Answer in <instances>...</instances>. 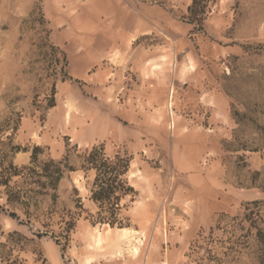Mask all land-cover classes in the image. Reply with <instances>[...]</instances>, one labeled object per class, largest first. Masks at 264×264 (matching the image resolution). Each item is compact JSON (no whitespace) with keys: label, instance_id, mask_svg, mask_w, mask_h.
Here are the masks:
<instances>
[{"label":"rangeland","instance_id":"rangeland-1","mask_svg":"<svg viewBox=\"0 0 264 264\" xmlns=\"http://www.w3.org/2000/svg\"><path fill=\"white\" fill-rule=\"evenodd\" d=\"M191 4L0 0V169L67 154L58 206L79 213L56 244L0 211L2 250L30 239L0 264H264V0ZM99 144L131 157L122 228L94 222L78 169Z\"/></svg>","mask_w":264,"mask_h":264},{"label":"trees","instance_id":"trees-1","mask_svg":"<svg viewBox=\"0 0 264 264\" xmlns=\"http://www.w3.org/2000/svg\"><path fill=\"white\" fill-rule=\"evenodd\" d=\"M207 0H192L188 10L191 16H197L205 9ZM43 17V16H41ZM43 19V18H42ZM51 51L57 50L55 46L49 44ZM42 49V47H41ZM44 54H47L44 52ZM56 64H61V80L67 76L65 67L66 57L55 59ZM54 84L52 85V88ZM54 105L53 95L49 98L47 106ZM38 146L33 147L30 152L28 164L15 165L9 162L1 165L0 169V198H3V205L0 211L4 212L19 225H25L31 233L37 237L49 235L56 244H59L60 236L68 241L70 232L74 229L79 213L70 209L59 208L58 201L59 186L67 171L75 170L68 164L67 154L60 159H39ZM78 169L83 171L85 176L93 173V179L89 187V200L96 206V220L94 222L107 223L111 227L117 225L122 228V219L119 217L121 210L120 202L126 196H131V201L136 195L134 188L128 183L126 175L130 167L131 157L127 154L107 155L102 144L93 145L78 155ZM76 193V189L73 188ZM75 207L82 210L81 199L74 200ZM253 203H257L256 201ZM7 207V208H5ZM57 217V222L54 218ZM39 227L33 229L34 224ZM57 224L60 233L55 235L52 226ZM0 233L2 234L3 232ZM6 242L11 246L22 250L25 243L30 239L24 234L13 230L6 235ZM6 245L0 243V256L2 260L9 261L13 248L4 251ZM11 261L10 264H14Z\"/></svg>","mask_w":264,"mask_h":264},{"label":"crops","instance_id":"crops-1","mask_svg":"<svg viewBox=\"0 0 264 264\" xmlns=\"http://www.w3.org/2000/svg\"><path fill=\"white\" fill-rule=\"evenodd\" d=\"M116 41H113V40H97L96 42V45H97V49L99 50H105L107 51V46L110 45V46H113L115 44Z\"/></svg>","mask_w":264,"mask_h":264}]
</instances>
